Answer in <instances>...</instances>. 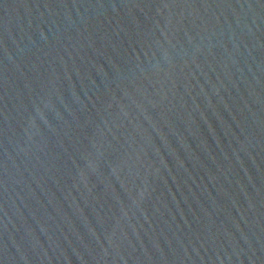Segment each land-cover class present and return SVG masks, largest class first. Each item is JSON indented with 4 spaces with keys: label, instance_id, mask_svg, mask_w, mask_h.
<instances>
[{
    "label": "water",
    "instance_id": "water-1",
    "mask_svg": "<svg viewBox=\"0 0 264 264\" xmlns=\"http://www.w3.org/2000/svg\"><path fill=\"white\" fill-rule=\"evenodd\" d=\"M0 264H264V0H0Z\"/></svg>",
    "mask_w": 264,
    "mask_h": 264
}]
</instances>
